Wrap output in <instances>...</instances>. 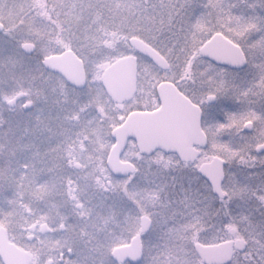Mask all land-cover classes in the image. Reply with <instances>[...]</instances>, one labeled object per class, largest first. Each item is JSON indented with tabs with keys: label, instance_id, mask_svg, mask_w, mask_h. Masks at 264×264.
I'll return each instance as SVG.
<instances>
[{
	"label": "snow or ice",
	"instance_id": "obj_1",
	"mask_svg": "<svg viewBox=\"0 0 264 264\" xmlns=\"http://www.w3.org/2000/svg\"><path fill=\"white\" fill-rule=\"evenodd\" d=\"M142 3L149 22L109 33L102 59L67 48L93 75L135 62L147 87L127 114L186 125L180 147L125 177L134 264H264V0Z\"/></svg>",
	"mask_w": 264,
	"mask_h": 264
},
{
	"label": "flooded vegetation",
	"instance_id": "obj_2",
	"mask_svg": "<svg viewBox=\"0 0 264 264\" xmlns=\"http://www.w3.org/2000/svg\"><path fill=\"white\" fill-rule=\"evenodd\" d=\"M64 50L67 48L48 55ZM104 52L108 51L101 54ZM40 66L44 79L39 110L31 111L36 108V100L29 97V91L18 90L5 103L12 113H2L14 117L9 128H0V141L7 142L4 146L10 151L7 160L0 159V173L6 178H0V236L19 249L20 257H11L14 264H134L126 256H114L115 249L131 242L130 219L123 212L126 216L120 217L121 223L110 224V212L102 211L100 202L109 198L104 186L125 181L135 166L148 172V165L158 163L157 155H168L158 147L143 152L135 139L128 136L117 160L132 169L125 167V172L118 174L108 162L115 142L113 131L129 116L128 109L111 114L110 105L125 104L138 95L140 100L147 87V76L143 73L141 81L136 66L135 91L129 98L115 101L101 82L104 67L98 84L107 102L100 106L88 98L79 102L74 97L86 87L93 94L95 91L84 64L81 63L80 84L43 66L41 58ZM66 93L70 96L66 97ZM152 125L158 128L157 119ZM182 143H174L173 147ZM18 148H22L24 155L21 165L14 164L11 158ZM11 181L13 184L9 185ZM15 182L21 183V191ZM0 264H4L1 257Z\"/></svg>",
	"mask_w": 264,
	"mask_h": 264
},
{
	"label": "rangeland",
	"instance_id": "obj_3",
	"mask_svg": "<svg viewBox=\"0 0 264 264\" xmlns=\"http://www.w3.org/2000/svg\"><path fill=\"white\" fill-rule=\"evenodd\" d=\"M150 11L142 0H0V22L3 24L0 30V128L7 129L12 125L11 118L14 115L2 113L11 112L5 103L18 90L29 91V97H35L36 100V108L31 111L39 110L41 82L44 79L40 66L42 56L68 48L71 44L85 55L86 60L93 56L102 59L101 52L109 51L115 41V37L109 33L148 23ZM24 41L34 44L31 53L21 49L20 45ZM104 41L108 43L104 44ZM84 65L89 82L95 85V91L93 94L86 87L84 91L75 93L74 97L79 102L88 98L102 106L107 102L98 84L102 69L95 68L96 74L93 75V67L87 62ZM140 72L142 81L144 72ZM67 96L70 94L66 93ZM138 97L125 104H111V114L125 112L130 104L138 101ZM1 143L4 144L0 146V159L7 160L10 155L9 148L4 146L7 142ZM18 149L11 154V158L14 164L21 165L24 155L22 148ZM159 156L155 157L157 162ZM0 178L6 180L1 173ZM140 183L143 184V181ZM12 184L11 181L9 185ZM124 184L125 181H115L111 187L104 186L109 198L100 202V208L102 211L109 210V223L112 225L121 223L120 217L125 215L123 212H126L127 219L135 212L130 204L125 203ZM14 185L21 191V183L15 182ZM105 202L109 205H105Z\"/></svg>",
	"mask_w": 264,
	"mask_h": 264
},
{
	"label": "water",
	"instance_id": "obj_4",
	"mask_svg": "<svg viewBox=\"0 0 264 264\" xmlns=\"http://www.w3.org/2000/svg\"><path fill=\"white\" fill-rule=\"evenodd\" d=\"M0 24V29H1ZM21 49L25 53H31L34 45L31 42H24ZM41 62L46 68L59 72L66 80L73 83L83 81V72L81 61L76 58L72 51L64 50L61 54L48 55ZM67 66V67H66ZM101 82L106 93L115 101H122L129 98L136 89V64L131 60H120L119 62H110L101 74ZM159 114L144 115L133 113L113 131L115 142L110 151L108 162L112 170L125 172L132 169L131 165L118 162V154L122 150L125 140L128 136L135 139L139 149L143 152L158 147L164 150H172L174 143L183 142L186 125L178 116H172L168 119H158ZM158 121V128L152 125L155 120ZM123 168V169H122ZM123 170V171H122ZM116 259L128 257L135 261L139 255L138 239H131L126 246H121L114 250ZM113 252V253H114ZM21 253L18 248L9 243L5 236H0V257L4 264H14L12 256L20 257ZM19 263V262H18Z\"/></svg>",
	"mask_w": 264,
	"mask_h": 264
},
{
	"label": "trees",
	"instance_id": "obj_5",
	"mask_svg": "<svg viewBox=\"0 0 264 264\" xmlns=\"http://www.w3.org/2000/svg\"><path fill=\"white\" fill-rule=\"evenodd\" d=\"M122 1V0H121Z\"/></svg>",
	"mask_w": 264,
	"mask_h": 264
}]
</instances>
